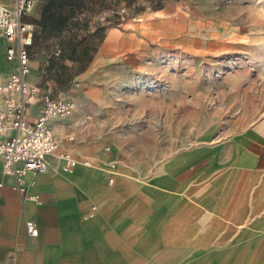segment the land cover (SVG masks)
<instances>
[{
	"label": "rangeland",
	"instance_id": "374dc122",
	"mask_svg": "<svg viewBox=\"0 0 264 264\" xmlns=\"http://www.w3.org/2000/svg\"><path fill=\"white\" fill-rule=\"evenodd\" d=\"M84 2L90 14H79L62 29V36L39 29V47L46 44L54 50L50 60L57 67L49 69L61 96L71 99L75 91L79 97L94 96L103 76L105 90L116 93L119 115L125 118L114 138V162L120 168L110 169L102 194L125 214L123 223L142 226L145 189L153 187L148 182L169 173L160 172V164L180 151L185 158L205 134L216 136L264 120V0ZM40 8L37 0L27 14L36 15ZM111 8V21L96 19ZM103 25L115 27L116 34L104 33ZM100 47L102 56L96 59ZM88 68H111L117 78L110 80L99 69L86 72ZM143 94L144 117L137 115ZM92 180L80 190L87 203L99 208L94 193L100 191ZM181 193H190L188 184L181 186ZM253 220L219 234L217 240L224 243L211 248L218 253L213 263H206V255L191 259L167 252L160 264H264V224ZM199 235L208 240L205 233ZM134 264H142L141 257Z\"/></svg>",
	"mask_w": 264,
	"mask_h": 264
},
{
	"label": "crops",
	"instance_id": "0c3cea01",
	"mask_svg": "<svg viewBox=\"0 0 264 264\" xmlns=\"http://www.w3.org/2000/svg\"><path fill=\"white\" fill-rule=\"evenodd\" d=\"M4 1L12 4V0ZM38 1L42 7L46 0ZM40 11L25 15L34 23L26 79L53 96H61L49 69L57 67L50 60L54 50L45 48L46 44L39 47V29L47 31L35 23ZM103 26L110 37L116 34L115 27ZM55 32L62 36L63 30ZM6 45L0 36V83L15 66L5 58ZM102 49L97 50L96 59L102 56ZM95 69L110 80L117 78L111 68H88L86 72ZM102 78L94 96L70 93L74 102L71 112L49 120L57 148L46 154V170L23 175L25 190L17 188L12 174L3 172L0 157V264H134L135 257H141L142 264H160L167 252L178 258L206 255V263H213L218 253L211 248L224 243L217 240L219 234H230L252 219L256 225L264 224L263 214L253 218L264 211V120L216 136L205 134L185 158L180 151L168 163L160 164V172L168 169L169 173L148 182L153 187L145 189V225L123 223L125 214L102 193L110 169L120 168L114 162V138L125 118L119 115L116 93L105 90ZM141 97L138 110H142L137 115L144 117L145 95ZM148 105L147 110L154 102ZM27 112L30 119L37 116L36 98L29 99ZM11 133L0 132V140ZM64 151L78 160L71 171L60 168L58 154ZM88 178L100 191L94 193L99 208L95 202L87 203L85 191L80 190ZM187 184L190 193L186 195L181 186ZM92 204L96 210L86 217ZM26 220L35 222L36 235L27 233ZM204 233L208 240L199 235ZM242 257L244 261V252Z\"/></svg>",
	"mask_w": 264,
	"mask_h": 264
},
{
	"label": "built area",
	"instance_id": "2783aa9c",
	"mask_svg": "<svg viewBox=\"0 0 264 264\" xmlns=\"http://www.w3.org/2000/svg\"><path fill=\"white\" fill-rule=\"evenodd\" d=\"M37 0H12V4L0 0V36L7 41L5 58L14 61L15 66L7 79L0 83V132L12 130V133L0 140L2 170L12 174L19 190H25L23 175L35 173L47 168L46 154L57 148L49 120L53 117L67 116L74 107L70 98L53 96L48 90L26 79L29 72V46L33 41L34 23L25 19ZM99 14L96 19L103 20L111 15ZM30 98L38 100V114L30 119L27 106ZM62 163L61 170L71 171L78 162L68 152L58 154ZM86 163V161H84ZM33 198L40 202L38 195ZM96 205L92 204L86 214L92 216ZM26 231L30 236L38 232L32 220H26Z\"/></svg>",
	"mask_w": 264,
	"mask_h": 264
},
{
	"label": "trees",
	"instance_id": "16d2710c",
	"mask_svg": "<svg viewBox=\"0 0 264 264\" xmlns=\"http://www.w3.org/2000/svg\"><path fill=\"white\" fill-rule=\"evenodd\" d=\"M111 10H114V8H111ZM40 13L41 15L35 20V23L51 31L62 30L81 13L90 14L84 0H46L41 7ZM113 13L103 20L111 21ZM115 15L119 18L118 14Z\"/></svg>",
	"mask_w": 264,
	"mask_h": 264
}]
</instances>
